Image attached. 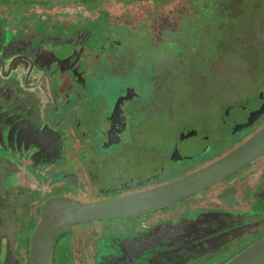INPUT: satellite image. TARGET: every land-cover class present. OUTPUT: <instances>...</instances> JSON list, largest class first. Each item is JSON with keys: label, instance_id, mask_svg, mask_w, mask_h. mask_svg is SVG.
I'll return each mask as SVG.
<instances>
[{"label": "flooded vegetation", "instance_id": "1", "mask_svg": "<svg viewBox=\"0 0 264 264\" xmlns=\"http://www.w3.org/2000/svg\"><path fill=\"white\" fill-rule=\"evenodd\" d=\"M143 1L153 0H0V31L8 43H3V54L15 59L12 68L9 60H0V72L3 68L7 72L0 81V156L6 158L17 185L29 192L34 204L31 223L19 240L24 259L46 199L65 196L97 202L149 191L206 170L264 127V24H258L264 22L263 3L255 7L257 11L248 10L252 0H229L218 12L207 7L204 18L213 22L206 39L204 20L188 21L176 36L170 17H157L156 11L147 12L135 3ZM160 1L163 12L176 13L163 7L168 0ZM228 25L229 30H222ZM254 29L261 31L255 41ZM225 33L235 36L228 39ZM237 33L240 39L244 34L240 54ZM253 47L259 51L252 52ZM233 50L245 68L253 58L261 66L255 74H247L248 80L236 84L238 93L244 94L241 102L218 98L225 106L209 121L206 111L219 93L206 94L203 100L208 97L209 103L202 100L199 110L189 105L191 116L202 122L200 128L185 125L189 120L180 118L171 106L161 107L160 78L172 76V70L204 73L208 60L203 52ZM131 52L136 53L132 59ZM128 68L139 74L143 89L120 79ZM101 76L114 78L115 84H100ZM151 108L153 113L148 112ZM160 109L172 112L180 123L183 120V128L168 139L142 146L136 163L123 152H114L125 145L123 136L133 119V129L148 122L159 127L162 120L177 123ZM95 116L99 120L90 123ZM41 120L52 136L34 133V123ZM94 148L103 153H94ZM152 159L157 161L152 170L134 173L135 166L145 168ZM93 161L99 164L92 170ZM166 161L171 168L164 166ZM118 162L119 168H129L127 174L115 170ZM217 188H222L218 202L206 198ZM21 197L25 200L26 194ZM180 205L183 208L172 211ZM263 226L264 154L176 204L126 219L72 227L56 241L52 264H224L262 238L264 229H258ZM191 229L196 231L192 234ZM82 230L87 231L75 239L73 234Z\"/></svg>", "mask_w": 264, "mask_h": 264}, {"label": "water", "instance_id": "2", "mask_svg": "<svg viewBox=\"0 0 264 264\" xmlns=\"http://www.w3.org/2000/svg\"><path fill=\"white\" fill-rule=\"evenodd\" d=\"M20 1L71 3L86 0ZM0 25H2L1 19ZM4 37V31H0V60H9L12 68L15 59L3 54L5 49L3 43L8 44L4 41ZM0 75L2 81L7 75L4 68ZM34 127L37 129L34 130L35 134L43 132L52 136V131L42 120L38 124L34 123ZM49 141L52 142L53 138L49 137ZM262 154H264V127L249 141L206 170L192 173L149 191L97 202H80L65 196L50 197L43 202L39 210L38 221L28 239L25 259H22L20 253L19 240L24 235V229L31 223V208L34 204L29 192L17 185L11 170L6 165V158L0 156V264H52L56 241L72 227L99 220L126 219L176 204L226 179ZM24 194H26L25 200L21 197ZM262 228L264 229V226L260 227L258 232H261ZM195 231L191 229L192 234ZM196 239L194 237L193 241ZM224 264H264V236Z\"/></svg>", "mask_w": 264, "mask_h": 264}, {"label": "rangeland", "instance_id": "3", "mask_svg": "<svg viewBox=\"0 0 264 264\" xmlns=\"http://www.w3.org/2000/svg\"><path fill=\"white\" fill-rule=\"evenodd\" d=\"M228 1L229 0H212L210 2L209 1L202 2V0H168L167 4L163 7H166L167 9H169V11L170 10L176 11V13L174 14L163 12L162 3L160 0L143 1V2H135V3L143 7V9L147 12L156 11L154 15H157V17H170L169 25H173V27L175 26L177 28V29L175 28L177 30L175 34L176 36H179L180 34L179 32L181 31L182 26L183 27L186 26L188 21L200 22L204 20L201 23L202 30H206L204 37L208 39V34H212L211 22L213 21L204 18V15H206L207 7L211 6L213 7L214 10L218 12V9L221 7V5H226ZM263 1L264 0H252L251 2L252 5L248 7V10L257 11L256 10L257 8L255 7L260 5V3H263L264 5ZM18 4L21 6L24 3L19 2ZM174 5H176L177 9H175ZM148 7L150 8L148 9ZM245 7L246 5H243V8ZM160 8H162L161 12H160ZM232 9H235V6L232 7ZM179 10L183 11L182 15L180 14ZM185 15L188 16V19H184ZM226 24L227 22L225 23V25ZM258 24H264L263 20H260ZM228 28L229 25L228 27L222 26V30L224 31ZM260 32L261 31L259 29L257 30L254 29L251 38L254 41L257 40ZM262 33L264 34V31H262ZM192 34H194V30L192 31ZM233 34L225 33V36L228 37L229 39L230 36H235ZM237 36L239 37L240 40V47H239V54H240L244 46V34H242L241 39L239 34ZM233 41L234 40L232 39V42ZM238 46L239 44H236L232 48L235 49ZM253 48L255 50H252V52H257V50L259 51V49L255 47ZM133 54L136 53L131 52L130 55L131 59L133 57ZM203 54H204V58L206 57V59L208 60V67L206 72L204 71L203 73V72L195 71L193 73L190 72L189 70L185 72H178V71L174 72V70H172L171 71L172 76L162 77L159 79L161 84V87L159 89V97L161 100H164L161 107L164 108V106L166 107L171 106V110H174L175 114L178 112L180 118H182L183 120L186 119L189 120L188 122L187 121L185 122V125H187L188 127L191 126L193 128H200L199 125L202 122L195 115L191 116V112L193 113V110L191 109L190 106H192L195 109V111H197L199 110L201 101L205 98L206 94L209 97L211 95H215L213 92H215L216 94L219 93V95L216 96V99L215 98L211 99L212 103L214 104H212V106H210V108L206 111L207 115L209 116V121H211L212 117L216 114V112L218 111V113H220V111L225 106L223 102H217L216 100L218 98H224V99H230L231 102H235V103L241 102L242 98L244 97V94H242L241 92L238 93V90L236 89V84L245 81V79L248 80L249 76L247 74H252V73L255 74L257 70H261V66L258 65L259 62L254 61L255 58H253L252 61L249 63L248 66H250V68H248V66L245 68L244 64L237 62L236 58H238V55L236 54L235 50L231 52L224 51L220 54L211 53L207 55L206 52H203ZM98 66L92 67L91 69L95 70ZM128 70L129 71L126 74L120 76V79H122L123 81H127L124 82L126 84H130L132 86L135 85V87H138L139 89H143L144 83L137 78L139 74L136 72H132V70L129 68ZM175 73H177L176 76H174ZM166 78L167 80L163 83V81ZM92 79L95 80V83H97L96 77ZM175 79L176 82L170 87L171 83ZM102 83H107L108 85L115 84L114 78L110 76H101L100 84ZM169 91H172V94L169 95ZM226 95L228 96L226 97ZM208 97L203 101H208L209 103ZM180 98L182 99L183 102L181 101ZM152 109L153 108L149 109L148 112L153 113L154 111H152ZM160 111L163 115H165L168 118L169 121L170 120L171 122L176 121L177 123L171 124L166 120H162L161 125L159 127H154L152 125V122H148V120H146L148 123L147 124L144 123L143 127L141 125H138L137 128L135 127L136 129H133L135 126V124H133L134 122L133 119L131 123V127L129 126L130 129L128 128L123 136V141H125V145H121V147L116 149L114 152H121V153L123 152L124 155L128 156V159L131 161V163L133 160H135L136 163L137 157L139 155L142 146H151L156 141L160 142L161 139L164 138L168 139L169 137H171V135L176 134L181 128H183L182 125L183 120L182 123H180L179 121H181V119L176 117L174 119V115L172 114V112L166 113L165 109H160ZM156 112H158L157 116H161L159 110H156ZM98 120L99 119L96 116L89 118L90 123L92 121L95 122ZM154 125L156 126V123ZM208 127L209 129L211 128L210 125ZM93 150L94 153H103V151L96 150V148H94ZM156 163H157L156 159L148 160L147 166L145 168L141 167L140 165L135 166L134 173L139 174L138 171H150L154 168ZM97 164H99V161H97V163L95 164H92V170H93V166H97ZM116 165L117 168L115 170L127 174V170L129 168L126 165L122 168H119L121 166L120 162H118V164ZM164 166L171 168L172 164L169 161H166ZM175 168H177V166H175ZM128 180H130V178H127V181ZM222 188L219 189L217 188L216 190L210 192L206 198L211 197V201L218 202L220 194L218 196L217 194L221 191ZM233 190L235 191V189ZM226 194L229 193L227 192ZM196 198H199V196ZM206 198H203V200ZM194 203L197 204L198 202H194ZM200 204L201 202L198 203L197 205ZM183 206L184 205H180L172 209V211L175 212L179 210L181 207L183 208ZM86 231L87 230H82L78 232V235L75 234L73 235L75 239H77L83 234H85ZM80 243H83V241ZM21 255L23 259L25 252H21ZM58 258L61 259V255Z\"/></svg>", "mask_w": 264, "mask_h": 264}]
</instances>
